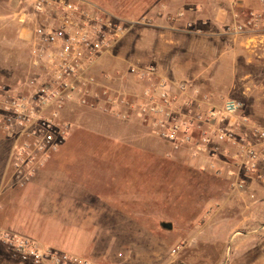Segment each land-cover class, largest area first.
I'll return each mask as SVG.
<instances>
[{
    "label": "rangeland",
    "instance_id": "rangeland-1",
    "mask_svg": "<svg viewBox=\"0 0 264 264\" xmlns=\"http://www.w3.org/2000/svg\"><path fill=\"white\" fill-rule=\"evenodd\" d=\"M95 1L124 20L144 21L131 28L114 53L94 69L99 81L107 74L121 72L108 84L111 92L121 91L124 98L130 99L131 76L127 71L136 57L137 40L158 47L139 51L149 56L155 54L152 62L164 71L180 75L188 84L198 83L207 90L213 88L209 78L196 80L194 76L210 73L209 39L177 32L174 39L181 43L170 50L161 45L168 38L161 36V27L147 28L151 23L167 26L169 15L176 14L163 16L160 11V15H146L161 0ZM173 7L176 5L166 8L173 12ZM16 10L13 0H0V84L12 89L44 70L22 37ZM210 10V6L204 9L208 21ZM136 14L140 16L130 17ZM181 19H177L180 26L196 27L195 16ZM190 21L194 23L192 27L187 25ZM183 53L187 67H169L168 57ZM233 58L234 64L225 65L222 71L239 78L230 82L234 87L230 95L217 94L214 98L217 104L227 97L247 100L241 96L244 82L241 77L246 72H264V64L246 65V52L241 48L233 53ZM124 111L125 116L118 117L102 111L99 105L86 107L73 101L66 106L63 115L71 122L72 129L56 152L62 177L55 178L58 180L53 187L61 201L49 210L52 216L55 210L59 215L52 218L55 221L45 232L52 242L61 244L36 240L37 243L80 255L93 264H226L232 255V240H228L232 225L243 216L242 208L233 209L232 204L245 200V193L230 192L231 181L215 172L217 166L225 170L228 166L225 161L233 165L227 145L218 144L196 157L190 147H177L166 140L137 111ZM72 139L75 140L69 141ZM9 149L10 141L0 135L1 228H7L12 212L17 214V200L24 189L17 187L7 173ZM63 220L66 224H56ZM163 221L172 222L173 228L162 227ZM240 230L244 231L245 227ZM0 264H20L19 256L3 242H0Z\"/></svg>",
    "mask_w": 264,
    "mask_h": 264
},
{
    "label": "built area",
    "instance_id": "built-area-1",
    "mask_svg": "<svg viewBox=\"0 0 264 264\" xmlns=\"http://www.w3.org/2000/svg\"><path fill=\"white\" fill-rule=\"evenodd\" d=\"M13 1L22 37L44 68L19 88L0 84V135L10 141L7 173L17 187L25 188L69 137L72 124L63 113L73 101L86 107L99 105L118 117L125 116V108L137 111L166 140L190 147L196 157L225 144L240 171L255 172L264 160V121L244 112L243 101L226 98L217 104L212 92L168 81L153 64L129 63L128 74L142 84L141 98L126 99L123 92L108 89L119 70L99 81L96 65L143 20H124L87 0ZM258 2L260 8H249L245 19L236 14L234 32L264 33V0ZM226 170L232 174V169L218 166L215 172L224 177ZM231 185L243 190L245 179L239 176ZM0 242L14 250L20 264H93L7 229H0Z\"/></svg>",
    "mask_w": 264,
    "mask_h": 264
},
{
    "label": "crops",
    "instance_id": "crops-1",
    "mask_svg": "<svg viewBox=\"0 0 264 264\" xmlns=\"http://www.w3.org/2000/svg\"><path fill=\"white\" fill-rule=\"evenodd\" d=\"M87 1L114 13L104 4L96 2L95 0ZM173 4L176 5L172 9L173 12L168 11L166 7L173 6ZM155 6L150 11L148 10L146 15H160V11L163 12V16L169 13H176L169 15L168 21H166L168 22L167 26L164 24H158L159 26H156V23L147 25V28L161 27L163 29L161 36H168L165 40L166 42L161 44L162 47L171 50L179 46L181 42L174 39V34L177 32H187L203 40L209 39V48L211 49L212 57L210 73L206 74L205 72H201L194 75L196 80L210 79L213 87L210 90L201 88L202 86L198 83L195 84L203 92H212L215 97L221 93H227L226 95L232 93L234 87L232 88L230 82L237 80L239 76H233L232 72L229 71L225 75L222 69L225 65L234 64V58L232 60L231 57L233 53H238L240 48L246 52V58L244 59L246 65L264 64V33H236L233 31L236 23H238L236 14L240 15L239 20L245 19L249 8H260L258 0H238L237 4L236 2L233 3V0H167V2L166 0H161ZM208 6L211 7L209 21L204 13V9ZM162 7L164 10H162ZM179 14H182V16L179 17ZM188 15L195 16L196 27L189 29L178 24L179 21L177 19H185ZM138 16L140 15L136 14L130 17ZM176 20L178 22H175ZM154 46L155 44L152 45L150 42L145 45L143 41L137 40L135 46L137 53L133 61L141 65H155L157 72L168 81L184 82V79L180 75L176 76L169 73V71L166 72L162 67L152 62L155 54L149 56L148 53L143 54L142 51H139L145 47L151 51L158 48ZM260 50H263L262 54ZM169 59V67L174 69L175 67L179 68L181 65L186 67L188 65L185 61L186 55L184 53L183 56L177 55L176 57H171L170 55L168 57ZM241 78L244 81L242 82L241 96L247 99L243 101L245 112L261 122L264 121V72H259V74L246 72ZM130 87V98L134 99L136 96L141 98L140 89L142 88V84L133 76L131 77ZM73 140L75 139L69 141ZM58 160L59 154L56 153L47 162L46 166L40 169L32 181L22 190L17 200V214H13L15 212H12V215L6 222L7 228L0 227L1 229L10 230L18 235L33 237V239L41 243L44 242L45 244L57 246L61 244L52 242L53 240L46 237L45 234L49 227L48 225L55 221L52 218H57V215H59L57 210L53 212L54 216L49 211L57 207V202L61 201L60 196L55 195L56 189L53 188L55 186V180H58L55 178L62 177L59 174L62 166L59 165ZM225 167L226 169L233 168L231 175H228L226 170L224 175L226 179L231 182L239 176L245 179L243 190L234 188L232 185L231 187L229 186L230 192L245 193V200L244 202H235L232 204L233 209L238 210L242 208L243 216L240 219H236L232 225V232L228 237V240L230 238L232 240V255L226 264H264V160L260 162L255 172L240 171L237 166L232 164ZM41 209L43 210L41 211ZM37 210L39 213L36 212ZM57 223L64 225L66 224V220L56 221ZM240 227H245V230L241 231Z\"/></svg>",
    "mask_w": 264,
    "mask_h": 264
},
{
    "label": "water",
    "instance_id": "water-1",
    "mask_svg": "<svg viewBox=\"0 0 264 264\" xmlns=\"http://www.w3.org/2000/svg\"><path fill=\"white\" fill-rule=\"evenodd\" d=\"M161 225H162V227H164L166 229H172L173 228L172 222L163 221V222H161Z\"/></svg>",
    "mask_w": 264,
    "mask_h": 264
}]
</instances>
